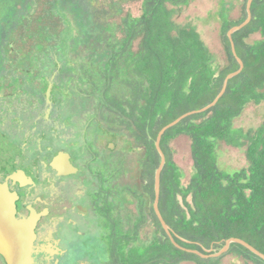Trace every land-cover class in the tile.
Listing matches in <instances>:
<instances>
[{
    "label": "trees",
    "instance_id": "obj_1",
    "mask_svg": "<svg viewBox=\"0 0 264 264\" xmlns=\"http://www.w3.org/2000/svg\"><path fill=\"white\" fill-rule=\"evenodd\" d=\"M193 1L146 0L144 15L126 20L128 36L112 41L117 48L104 55L107 63L88 75L83 86V93L112 112L114 126L128 131L130 144L144 147V201L139 207L159 231L150 243H142L138 228L105 227L102 261L108 264H218L209 258L212 251L231 239L264 254V123L250 130L236 125L249 105L264 102V0H252L250 22L232 34L237 55L229 31L248 18L249 0H241L237 20L222 6L218 23L223 60L197 26L177 18ZM239 59L243 70L229 79L217 102L203 110L217 99L228 75L240 69ZM184 115L160 141L165 163L158 207L177 246L155 210L156 176L162 165L157 141L165 126ZM180 135L191 140L194 166L188 181L174 159L172 144ZM223 144L246 146L248 165L222 168ZM225 255L244 264H264L263 257L240 242H232Z\"/></svg>",
    "mask_w": 264,
    "mask_h": 264
},
{
    "label": "flooded vegetation",
    "instance_id": "obj_2",
    "mask_svg": "<svg viewBox=\"0 0 264 264\" xmlns=\"http://www.w3.org/2000/svg\"><path fill=\"white\" fill-rule=\"evenodd\" d=\"M99 1L16 0L17 17L0 12V181L14 196L17 218L35 219L32 264H108L105 227L138 228L144 243L147 221L156 226L140 210L143 187L123 183L128 131L82 92L86 77L107 62L93 58L80 69L74 56L92 37L91 51L99 41L113 52L117 16L122 41L126 20L142 17L146 0L140 16L129 12L133 0H105L102 9ZM73 94L89 104L75 109ZM0 264H8L2 253Z\"/></svg>",
    "mask_w": 264,
    "mask_h": 264
},
{
    "label": "rangeland",
    "instance_id": "obj_3",
    "mask_svg": "<svg viewBox=\"0 0 264 264\" xmlns=\"http://www.w3.org/2000/svg\"><path fill=\"white\" fill-rule=\"evenodd\" d=\"M105 0H100V7L105 8ZM16 0H3L0 6V12L3 14L7 13L11 18L17 17L18 13L14 11L13 6ZM241 0H194L191 5L187 8H183L182 12L178 14V19L184 22H191L197 26L203 40L209 45V47L219 56L220 60L224 58L223 45L220 37V25L218 23L221 18L220 12L222 6L229 10V16L232 19H239L241 17L242 4ZM143 2L142 0H133L130 2V13L134 16H140L143 13ZM117 25L112 32L115 36L113 40L120 41L123 36V30L120 27L122 24V15L117 16V20L114 21ZM110 23V22H109ZM108 23H106L107 25ZM111 34L108 33V35ZM111 36H106L108 39ZM259 37V35L255 36ZM95 41V38H89V41L80 45L77 53V60L81 62H76L80 69L87 66L86 62L89 63L91 59H97L105 61L104 52L105 44L102 42H97L94 45L98 46L95 51H91V43ZM112 43V39L110 40ZM104 45V47L102 46ZM135 48L138 47V41L134 44ZM94 65L96 62H93ZM100 67V66H98ZM70 104L74 106L75 109L78 107H86L89 102L83 100L79 95L73 94L71 97ZM77 105V106H76ZM262 123H264V102L261 104H251L249 105L243 115L237 120L236 125L238 127L244 128L245 130L256 129ZM174 149V159L179 167L183 170L186 175V181L189 180L193 172V157L191 149V140L187 135H180L173 141ZM145 149L135 144H130V150L127 154V165L125 168V173L123 176V183L129 186L132 190L140 191L142 190L141 181V165L140 161L144 158ZM220 162L222 168L226 170H235L246 167L248 165V159L246 154V146L234 147L223 144L220 149ZM134 208V205H130ZM158 231L153 222L147 221L146 226L142 229V239L144 243H150L155 236H157ZM227 244H225L221 249H216L212 251V263L218 264H244L243 260L230 255H225L227 252ZM208 257V256H205ZM182 264H197L192 261H187Z\"/></svg>",
    "mask_w": 264,
    "mask_h": 264
},
{
    "label": "water",
    "instance_id": "obj_4",
    "mask_svg": "<svg viewBox=\"0 0 264 264\" xmlns=\"http://www.w3.org/2000/svg\"><path fill=\"white\" fill-rule=\"evenodd\" d=\"M251 2L252 0H249L248 3V18L246 21H244L242 24L235 26L229 31V36L232 40V47L234 53L237 55L235 50V44L232 39V34L243 28L248 22H250L252 18V11H251ZM239 62L241 64V67L238 71L235 73H231L228 75L227 79L225 80V85L222 90V92L219 94L217 99L211 103L209 106L204 108L203 110L213 106L217 100L222 96V94L225 91V88L227 86V83L230 78L235 76L236 74L240 73L244 68V63L241 59H239ZM186 115L178 118L177 120L171 122L167 126H165L158 137L157 141V147L162 155V165L157 171L156 176V200H155V210L156 213L161 220L164 229L169 234L173 242L177 245L178 243L173 238L172 231L169 227V225L165 222L163 219V216L159 210L158 204H159V196H160V173L163 164L165 163V155L163 154L161 147H160V141L162 138V135L165 133L166 130L173 127L175 124H177L183 117ZM35 219H18L16 216V204L14 201V196L10 193V189L7 184L2 183L0 181V253H2L5 256V259L8 264H32L33 257V247H34V241H35ZM232 242H240L250 248L252 251L260 255L264 258V254L258 251L256 248L252 247L248 243H246L243 240L240 239H231L227 242V248L229 249ZM227 249V250H228ZM199 253L198 251H196ZM200 254V253H199Z\"/></svg>",
    "mask_w": 264,
    "mask_h": 264
}]
</instances>
